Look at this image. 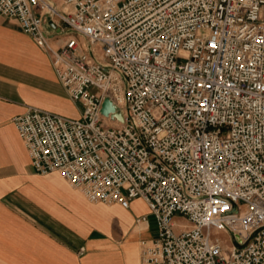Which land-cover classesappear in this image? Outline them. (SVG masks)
I'll return each instance as SVG.
<instances>
[{"label":"built area","instance_id":"built-area-1","mask_svg":"<svg viewBox=\"0 0 264 264\" xmlns=\"http://www.w3.org/2000/svg\"><path fill=\"white\" fill-rule=\"evenodd\" d=\"M0 17L83 105L13 117L35 172L90 202L142 199L157 233L141 264H264V0H0Z\"/></svg>","mask_w":264,"mask_h":264},{"label":"crops","instance_id":"crops-1","mask_svg":"<svg viewBox=\"0 0 264 264\" xmlns=\"http://www.w3.org/2000/svg\"><path fill=\"white\" fill-rule=\"evenodd\" d=\"M79 104L49 54L15 19L0 17V264H141V240L156 236L142 199L127 208L90 202L58 171L33 170L13 117L35 107L79 118Z\"/></svg>","mask_w":264,"mask_h":264},{"label":"rangeland","instance_id":"rangeland-1","mask_svg":"<svg viewBox=\"0 0 264 264\" xmlns=\"http://www.w3.org/2000/svg\"><path fill=\"white\" fill-rule=\"evenodd\" d=\"M79 106L81 108H83V105L81 103L79 104ZM173 219L177 222V225L175 227L176 230H179L181 227H189L190 226V223L187 221V219L181 215H175L173 217ZM214 234L218 235L222 239L225 247L227 249H229V247L232 245V241H231L230 236L223 231H219V232L214 233Z\"/></svg>","mask_w":264,"mask_h":264},{"label":"water","instance_id":"water-1","mask_svg":"<svg viewBox=\"0 0 264 264\" xmlns=\"http://www.w3.org/2000/svg\"><path fill=\"white\" fill-rule=\"evenodd\" d=\"M49 24L51 26H55L52 21H50ZM101 113L104 115L111 114L112 118H117L120 121L124 120L122 111L116 105H114L108 97L105 98L102 103Z\"/></svg>","mask_w":264,"mask_h":264}]
</instances>
